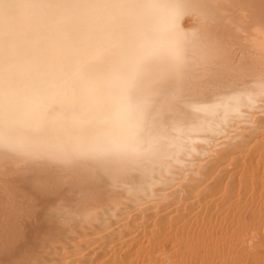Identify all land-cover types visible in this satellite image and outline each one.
Listing matches in <instances>:
<instances>
[{"label":"bare ground","instance_id":"1","mask_svg":"<svg viewBox=\"0 0 264 264\" xmlns=\"http://www.w3.org/2000/svg\"><path fill=\"white\" fill-rule=\"evenodd\" d=\"M207 2L219 6L216 22L186 16L183 26L218 33L226 58L206 72L198 66L199 50L193 51V84L201 86L182 106L186 150L161 140L154 169L148 155L99 185L65 179L55 191H40L23 179L27 161L5 160L0 146V253L10 254L13 240L26 246L20 229L25 220L30 226L28 218L41 221L34 220L36 232L48 225L40 240L30 241L37 242L30 252L21 245L26 255L6 256L9 264H264V103L257 87L264 73V0ZM93 74L111 106L115 132L122 115L120 73L101 67ZM234 90L255 103H228ZM152 92L145 78L142 98ZM25 192L46 226L36 213L13 215V202Z\"/></svg>","mask_w":264,"mask_h":264},{"label":"snow or ice","instance_id":"2","mask_svg":"<svg viewBox=\"0 0 264 264\" xmlns=\"http://www.w3.org/2000/svg\"><path fill=\"white\" fill-rule=\"evenodd\" d=\"M218 8L207 0H0L5 160L27 161L24 181L55 191L65 179L99 185L148 155L154 169L161 140L186 150L182 106L201 86L193 84V51L199 50L198 66L206 72L226 57L218 33L190 31L182 21L193 16L215 23ZM101 67L118 71L122 81L115 132L111 106L93 74ZM145 78L153 92L142 98ZM257 87L264 103V73ZM226 100L255 103L235 90ZM31 199L25 192L15 200L13 215L31 216Z\"/></svg>","mask_w":264,"mask_h":264},{"label":"rangeland","instance_id":"3","mask_svg":"<svg viewBox=\"0 0 264 264\" xmlns=\"http://www.w3.org/2000/svg\"><path fill=\"white\" fill-rule=\"evenodd\" d=\"M36 212H37V211H36ZM36 212H35V213H36ZM35 213H33V214H35ZM33 214H32V215H33ZM36 215H38V216L40 215V219H39V220H41L42 217H43V215H41L40 211H39L38 213H36ZM36 215H35V216H36ZM29 217H30V216H29ZM36 217H37V216H36ZM37 218H38V217H37ZM37 218H35V219L38 220ZM28 219H29L30 221L33 222V223H32V222H31V223L29 222L30 226H31L32 224L34 225V226L32 225V227H31L32 229L30 228L29 225L27 226L28 222L25 220L27 223L25 224V221H24L23 223H24L26 226H25L24 224H22V227H23V226L25 227V228L23 227L24 230H23V229H20V230H22V231L19 230V231L21 232V235H22V237H20V236H19V237H20V238H23V239H20V240H21V241H23V240H24V241L29 240V241H27L26 246H25V243H22V242L19 243V242H17L16 240H15V241L13 240V242H15V244H16V242L19 243V244H17L18 246L16 245L17 248H15V247L13 248V246H14L15 244L11 242V243H12V247H11V244L9 243L7 246H8V247L10 246V247H9L10 249H8L7 246H6V247H7V250H6V248H5L6 251H9V250H10V251H9L10 254H6L5 251L3 252V253L5 254V257L7 256V258H8V255H10V256H9V259H8V260H10V261H11L12 258H13V260H14V259H15V260H18L19 256L21 257L22 254L25 253L24 255H26L28 252H30V250L34 248L33 246L37 243L36 241L40 240V239H39V238H41V234H40V233H42V232L45 233V230L48 231V225H47L46 228H44V226H46V224L43 223V222H44L43 219H42V223H43V225H44V226H43L44 229H42V231H40L42 227L39 226L38 229H40V230H39L40 232H36V227L38 226V224H36V226H35V224H34V220H35L34 217H32V220H31L30 218H28ZM36 220H35V221H36ZM36 222H37V223H38V222L40 223L41 221H36ZM36 222H35V223H36ZM18 224H19V223H18ZM39 225H41V224H39ZM18 227L21 228L20 224H19ZM18 227H17V225H16V229H17V230H18ZM40 227H41V228H40ZM26 228H27V229L29 228V229L26 231ZM34 228H35V230H34ZM17 230H16V231H17ZM30 230H32V233H30V232H31ZM43 230H44V231H43ZM19 231H17V232H19ZM25 231H26V232H25ZM33 231H34V233H35V232H36L37 234L39 233V234H38L39 237H36V236H35L36 233L34 234ZM37 231H38V230H37ZM17 232H16V233H17ZM22 232L25 233V236H23L24 234H23ZM44 233H43V234H44ZM14 234H15V232H14ZM43 234H42V236H44ZM17 235H18V234H17ZM17 235H16V236H17ZM19 235H20V234H19ZM29 235H30V236H29ZM32 235H33V236H32ZM13 237H15V236H13ZM13 237H12V238H13ZM19 237H18V239H19ZM26 237H27V238H26ZM35 237H36V238H35ZM33 238H34V240H36V241H35L34 243H33V242L30 243L31 240L33 241ZM37 238H38V240H37ZM16 239H17V237H16ZM18 239H17V240H18ZM25 239H27V240H25ZM20 240H18V241H20ZM11 241H12V240H11ZM31 244H32V245H31ZM21 245H24V246H25V247H24L25 250H27L28 252H27V251H23L24 248H23V246L21 247ZM30 245H31V246H30ZM18 247H19V248H18ZM20 247H21V248H20ZM28 247H31V249H29ZM12 248H13V249H12ZM26 248H27V249H26ZM11 249H12V250H11ZM14 249H15V250H14ZM17 249H18V250L20 249V250H19V253H17V252H18ZM11 251H13V254L11 253ZM15 251H16V252H15ZM20 251L22 252L21 254H20ZM14 252H15V253H14ZM26 252H27V253H26ZM7 253H8V252H7ZM14 254H15V255L17 254V256H14ZM11 255H13V257H11ZM24 255H23V256H24ZM0 256H1V257H0L1 259H0V260H2L3 257H4V255H2V253H0ZM5 257H4V259H5V263H4V259H3V260H2V263H1V261H0L1 264H9V263H10V261L8 262V261L6 260L7 258H5ZM10 257H11V258H10ZM14 257H16V258H14ZM17 257H18V258H17ZM13 260H12V261H13ZM7 262H8V263H7Z\"/></svg>","mask_w":264,"mask_h":264}]
</instances>
